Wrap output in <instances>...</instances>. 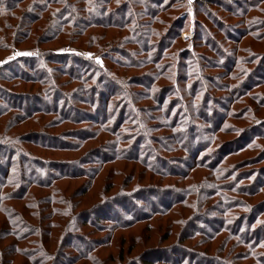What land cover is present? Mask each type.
<instances>
[{
	"label": "rangeland",
	"instance_id": "1",
	"mask_svg": "<svg viewBox=\"0 0 264 264\" xmlns=\"http://www.w3.org/2000/svg\"><path fill=\"white\" fill-rule=\"evenodd\" d=\"M6 5L0 199L34 184L0 247L38 252L14 264H264V0Z\"/></svg>",
	"mask_w": 264,
	"mask_h": 264
},
{
	"label": "trees",
	"instance_id": "2",
	"mask_svg": "<svg viewBox=\"0 0 264 264\" xmlns=\"http://www.w3.org/2000/svg\"><path fill=\"white\" fill-rule=\"evenodd\" d=\"M7 7H8V10H7ZM4 10H5V12H10L9 6L6 5L0 11V20L2 21V24H3V22L5 24V18L3 16V13H5V12H3ZM12 10H15V8H13ZM76 12H77V10H73L72 9L71 12H69V14H71V16L73 18H75V15L77 14ZM72 24H75V21H72ZM0 164H2V163H0ZM22 165L23 164L21 162V167H22ZM18 168L20 169V166H18ZM3 172H5V171H3ZM24 177H25V175H21V173H20L19 178H18V181H17V183H15V184H20V187L22 189V191L20 192V194H17V193L15 194L14 193L12 195H6V196L2 197V201L0 199V203L3 202V201H14L15 203H22L28 197H30V200H32V196L30 194V188H31L30 186H32L34 183H32V182L30 183V181L26 180ZM80 177H82V176H80V175H75L74 176L73 174H70L69 175V173H64L63 172V174L61 173V174L57 175L55 179H57V180L58 179H60V180L61 179L62 180H70V179L71 180H75V179H79ZM23 183H24V186L22 187L21 184H23ZM28 183H30V185ZM10 184H14V183H12V181H10ZM39 184H43V183H38L37 185H39ZM4 185L6 187V184L5 183H4ZM50 185H51V183L49 185H47V184L40 185V187L41 186H44V187H48L49 188ZM84 194H85V192H84ZM27 204H28V206H26V205L23 206L22 205V207H24L27 211H29V210H31L30 209V206H32V205H31V202H28ZM44 204L47 205V206H49V208H50V206L52 204H55V201H54V199H50V200L45 201ZM36 206L37 207L39 206V203L38 202L36 203ZM47 213H49L48 212V209H47ZM0 215L1 216H4L6 225L9 228H13L14 226L17 227L19 225H23V228L24 227H28L27 222L24 220V218H26L27 216L24 214V212H22L20 210H15V207H13L11 209H1L0 210ZM34 217H35V215H34ZM31 218H32V216H31ZM15 220H18V222L16 223ZM98 222H100V221H97L96 220V223L97 224H98ZM49 227L47 226V228H49ZM6 232H7V233H5L6 238H13V239H15L18 242H22L24 240V239L22 240V235H20V236L17 235L18 234L17 231H14V230L10 229V230H7ZM36 232L37 233L38 232H42V230L39 228V229H37ZM2 238H3V236H2ZM44 246L43 247L42 246L40 247L39 253L40 252H45L46 254L48 253L47 249ZM8 253L11 255V257L12 256L13 257L14 256H19L21 258H24V259L29 260L32 256L35 257V255L38 252H34L33 253L32 251L31 252H28V251H22V250H17V249L16 250L15 249L14 250L8 249V251H6V250L4 251L0 247V264H14L15 260H14L13 257L11 259H7V260L5 259V254H8ZM40 258L41 257H38V259L40 261L39 264L42 263V262H44V259H40ZM84 258L86 260V257H84ZM198 264H201V263L199 262Z\"/></svg>",
	"mask_w": 264,
	"mask_h": 264
}]
</instances>
